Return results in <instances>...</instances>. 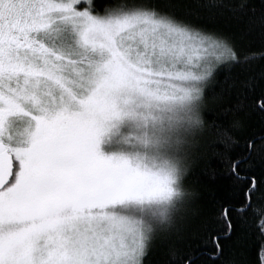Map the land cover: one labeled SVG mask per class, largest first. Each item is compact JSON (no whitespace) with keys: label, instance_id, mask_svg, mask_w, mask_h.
<instances>
[{"label":"snow or ice","instance_id":"snow-or-ice-1","mask_svg":"<svg viewBox=\"0 0 264 264\" xmlns=\"http://www.w3.org/2000/svg\"><path fill=\"white\" fill-rule=\"evenodd\" d=\"M204 6L256 21L247 0ZM181 7L0 0V264H153L161 247L224 264L241 231L256 249L230 264H264V43ZM206 136L227 185L193 208Z\"/></svg>","mask_w":264,"mask_h":264},{"label":"trees","instance_id":"trees-1","mask_svg":"<svg viewBox=\"0 0 264 264\" xmlns=\"http://www.w3.org/2000/svg\"><path fill=\"white\" fill-rule=\"evenodd\" d=\"M204 2L205 0H177V3L184 5V7L179 9L181 12L190 14L198 22L235 36L243 47L251 46L259 48L264 43V29L261 28L259 22L261 12L264 10V0H247L250 8L255 10L256 21L254 24L248 19L252 15L248 10H246L245 14L241 15L225 9L205 7ZM259 70V67H257L256 71ZM231 102H235L234 98H232ZM228 104V98H225L219 104H214L212 109L213 115L224 121L230 120L231 114L227 111ZM259 120L258 116H253L248 123L252 126H258ZM214 141L215 137L206 136L202 141V148L204 149L203 158H201V153H196L193 159L191 171L187 179V184L194 196L191 205L193 208L204 204L213 196L225 194L226 177L218 171L219 165L212 148L207 147V145ZM214 170H216L215 174ZM255 249L256 241L247 233L241 231L237 233L233 241L229 242L222 260L224 264H230L231 261H243L248 259ZM165 251V248L161 247L150 257L153 264H163V261L167 259Z\"/></svg>","mask_w":264,"mask_h":264}]
</instances>
